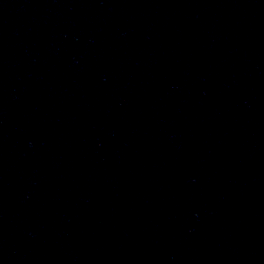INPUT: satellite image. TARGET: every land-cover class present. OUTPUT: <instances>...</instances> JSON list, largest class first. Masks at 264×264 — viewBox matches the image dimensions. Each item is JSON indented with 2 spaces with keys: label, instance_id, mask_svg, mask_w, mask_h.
Returning <instances> with one entry per match:
<instances>
[{
  "label": "water",
  "instance_id": "water-1",
  "mask_svg": "<svg viewBox=\"0 0 264 264\" xmlns=\"http://www.w3.org/2000/svg\"><path fill=\"white\" fill-rule=\"evenodd\" d=\"M0 264H264V0H0Z\"/></svg>",
  "mask_w": 264,
  "mask_h": 264
}]
</instances>
